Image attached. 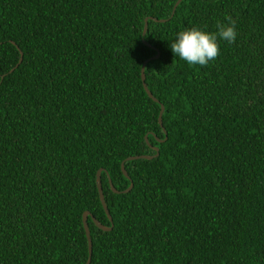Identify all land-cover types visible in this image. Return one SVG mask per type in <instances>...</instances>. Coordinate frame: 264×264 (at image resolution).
Wrapping results in <instances>:
<instances>
[{
  "label": "trees",
  "instance_id": "16d2710c",
  "mask_svg": "<svg viewBox=\"0 0 264 264\" xmlns=\"http://www.w3.org/2000/svg\"><path fill=\"white\" fill-rule=\"evenodd\" d=\"M176 1L0 0V264H264V0Z\"/></svg>",
  "mask_w": 264,
  "mask_h": 264
},
{
  "label": "clouds",
  "instance_id": "9594fccd",
  "mask_svg": "<svg viewBox=\"0 0 264 264\" xmlns=\"http://www.w3.org/2000/svg\"><path fill=\"white\" fill-rule=\"evenodd\" d=\"M225 20L227 23L217 22V32L209 33L199 27L184 28L179 31L170 44L175 57L186 61L190 66H207L220 54L218 37L228 43H234L236 40V20L231 15H226Z\"/></svg>",
  "mask_w": 264,
  "mask_h": 264
},
{
  "label": "water",
  "instance_id": "95a60500",
  "mask_svg": "<svg viewBox=\"0 0 264 264\" xmlns=\"http://www.w3.org/2000/svg\"><path fill=\"white\" fill-rule=\"evenodd\" d=\"M181 0H177L175 5L173 6V11L172 13L174 12L176 6L179 4ZM156 20V19H155ZM146 21H147V18H145V23H144V27H143V33L145 32L146 30ZM158 53L153 56V58H156L158 57ZM21 61V58L19 60V62ZM147 60H145L142 64V67H141V70H140V76H141V81H142V85H143V88L145 90V92L147 93V95L154 101H158L152 94L151 92L148 90L147 88V85L145 83V74H144V66L146 64ZM163 110H164V106L162 104H160V110H159V113H158V123L160 124V126H162V113H163ZM166 134V132H164ZM146 138V137H145ZM166 139V137L164 138V140ZM156 151L158 150L157 147H153ZM152 156L151 155H136V156H130L128 157L127 159H136V158H151ZM121 170L123 172V174L125 176H128L125 168H124V162L122 161L121 163ZM101 171L102 169H98L97 172H96V186H97V190H98V195H99V199H100V202L102 204V207L103 209L105 210L107 216H108V219L109 221H112V218L108 212V209H107V206H106V202L104 200V195H103V192H102V185H101V179H100V174H101ZM108 181H109V185L112 189V191L114 192H117L116 189L114 188L111 180L108 178ZM132 187V183L130 184V186L125 190L128 191L130 188ZM90 215V212L89 211H84L83 214H82V223H83V228H84V231H85V236H86V239H87V245H88V259L87 261L84 263V264H89L90 263V259H91V253H92V241H91V238H90V230H89V227H88V224H87V217ZM91 219L93 220L94 224L102 229V230H110L112 228V225L110 227H107V226H104L102 225L98 220H96L94 218V216L90 215Z\"/></svg>",
  "mask_w": 264,
  "mask_h": 264
}]
</instances>
